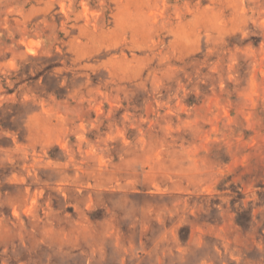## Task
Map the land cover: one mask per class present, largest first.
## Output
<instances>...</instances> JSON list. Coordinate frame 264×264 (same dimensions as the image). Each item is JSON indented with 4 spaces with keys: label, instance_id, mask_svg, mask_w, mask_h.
Wrapping results in <instances>:
<instances>
[{
    "label": "rangeland",
    "instance_id": "obj_1",
    "mask_svg": "<svg viewBox=\"0 0 264 264\" xmlns=\"http://www.w3.org/2000/svg\"><path fill=\"white\" fill-rule=\"evenodd\" d=\"M0 264H264V0H0Z\"/></svg>",
    "mask_w": 264,
    "mask_h": 264
}]
</instances>
